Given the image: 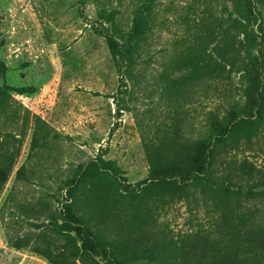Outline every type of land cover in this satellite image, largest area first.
<instances>
[{"label":"rangeland","instance_id":"obj_1","mask_svg":"<svg viewBox=\"0 0 264 264\" xmlns=\"http://www.w3.org/2000/svg\"><path fill=\"white\" fill-rule=\"evenodd\" d=\"M137 2L0 0V85L13 89L0 113V151L19 150L0 190V264H50L33 249L54 251L65 243L51 223L63 221L70 181L86 171L89 185L101 159L115 161L126 179L108 173L105 185L138 189L149 175L145 142L177 118L183 137H205L210 111L223 116L244 105L242 73L250 54L260 55V132L226 158L248 160L264 172V0H154L155 23L130 77L126 62L119 69L112 58L108 37L116 36L112 23L130 27ZM37 117L52 130L35 145ZM166 199L155 210L153 241L200 230L217 236L219 213L198 190L190 203ZM241 211L254 215V234L264 240V195L244 201ZM111 228L98 225L102 235Z\"/></svg>","mask_w":264,"mask_h":264},{"label":"trees","instance_id":"obj_2","mask_svg":"<svg viewBox=\"0 0 264 264\" xmlns=\"http://www.w3.org/2000/svg\"><path fill=\"white\" fill-rule=\"evenodd\" d=\"M104 14L100 13L99 19L105 18ZM155 16L154 0H138L128 29L122 30L112 23L116 36L108 37L110 52L119 69L121 59L126 62L124 73L130 77L147 45ZM113 17L111 14L108 18ZM4 68L2 64L3 73ZM242 79L244 105L223 116L210 111L205 137H183L177 118L163 130V135L144 143L149 175L135 184L138 189L128 184L122 191L115 189L114 181L108 185L103 183L108 173L126 181L121 176L123 170L113 160H100L96 179L89 185L86 171L77 181H70L63 221L51 223L52 230L65 243L54 251L49 247H34L33 251L50 264H100L95 255L104 256L111 264H131L144 259H166L171 264H264V240L254 234V215L241 211L244 201L264 195V172L248 160L226 158L240 142L249 141L260 132L263 111L259 108L262 80L259 54L248 56ZM11 91L8 85H0V113L5 112L12 98ZM51 130L37 117L33 143L38 144L40 135L46 140ZM18 155V149L0 151V190L12 173ZM22 171L19 169L18 174ZM197 190L205 205L209 202L219 213L217 236L212 238L210 233L200 230L179 239L153 241L150 232L155 228L158 203L167 202V197L169 202L190 203L195 200ZM87 211L92 216L88 217ZM95 219L98 224L91 223ZM98 225L112 228L102 235Z\"/></svg>","mask_w":264,"mask_h":264}]
</instances>
